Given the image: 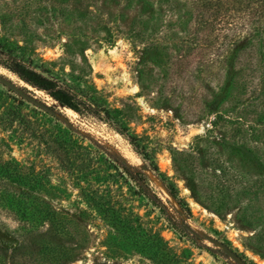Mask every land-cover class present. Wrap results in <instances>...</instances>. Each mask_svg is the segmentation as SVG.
I'll list each match as a JSON object with an SVG mask.
<instances>
[{
	"label": "rangeland",
	"instance_id": "1",
	"mask_svg": "<svg viewBox=\"0 0 264 264\" xmlns=\"http://www.w3.org/2000/svg\"><path fill=\"white\" fill-rule=\"evenodd\" d=\"M246 6L0 0V74L42 103L0 81V264L54 257L37 240L67 264H264V17Z\"/></svg>",
	"mask_w": 264,
	"mask_h": 264
},
{
	"label": "trees",
	"instance_id": "2",
	"mask_svg": "<svg viewBox=\"0 0 264 264\" xmlns=\"http://www.w3.org/2000/svg\"><path fill=\"white\" fill-rule=\"evenodd\" d=\"M245 1L247 3V6L246 8L243 10L245 12V14L247 15H250L251 13H256L258 14L259 16L261 17H264V0H241V2ZM239 10V9H237ZM214 11V9H213ZM215 11L218 13V9H215ZM262 34H264L263 32L261 33V36ZM246 40H249L250 36H247L245 37ZM239 39H237V41H235V39L233 40L232 44L234 43H237L239 42L238 41ZM239 43H237L236 45H238ZM262 51V50H260ZM233 52H230L229 55L231 54L232 55ZM228 55V57H229ZM15 71H17V73L19 74V76L25 80L27 83L31 84L32 86L36 87V88H39V89H42L44 91H46V93L48 94H51L50 91H48V86L49 84H51V80L35 71H31V72H25V71H22L21 69H14ZM33 78H36V79H33ZM52 95V94H51ZM72 106V105H71ZM55 227L53 228H47L45 232H41L39 234H36V233H32L30 230H27V236H25V240H22V243L20 244L21 245V248H29L30 246H32V240L34 238H37L38 236L41 235V237H48V239H50L51 235L49 234V232H53V233H60L61 231H63L62 229H58V226L54 225ZM29 234V235H28ZM38 242V245L39 246H42V250L44 252H47L48 254L52 253L54 254V257H50L49 259H47L50 255H48V257L46 258L49 263L47 262L46 259H42L38 264H43L45 262H47V264H67L69 263V257H67L65 255V252L68 250L65 248V245H63V252L62 254H60V250L59 248L55 245L54 246H51L52 244L50 243H47L45 241L44 243V240H37ZM37 246V247H39ZM72 249V247H70ZM15 253L17 252V249L15 248L14 249ZM73 251V249H72ZM31 258V257H30ZM19 260V259H17ZM27 257H25V261L23 262V264L26 263L27 261ZM35 262V260H34Z\"/></svg>",
	"mask_w": 264,
	"mask_h": 264
},
{
	"label": "water",
	"instance_id": "3",
	"mask_svg": "<svg viewBox=\"0 0 264 264\" xmlns=\"http://www.w3.org/2000/svg\"><path fill=\"white\" fill-rule=\"evenodd\" d=\"M0 81H2L3 83H5V84L8 85L10 88L14 89L15 91H17L18 93H20V94L23 95L24 97L30 99L31 101H33V102H35V103H37V104H39V105H42V103H41L40 101H38L35 97H33V96H31V95L25 93L24 90H23L20 86L16 85L13 81H11V80L5 78V77L2 76L1 74H0ZM238 261L241 262L242 264H245V263H244L241 259H239V258H238Z\"/></svg>",
	"mask_w": 264,
	"mask_h": 264
}]
</instances>
